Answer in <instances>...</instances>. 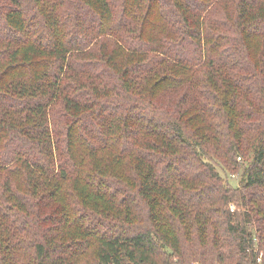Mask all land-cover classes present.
<instances>
[{
    "label": "trees",
    "instance_id": "1",
    "mask_svg": "<svg viewBox=\"0 0 264 264\" xmlns=\"http://www.w3.org/2000/svg\"><path fill=\"white\" fill-rule=\"evenodd\" d=\"M196 263L264 264V0H0V264Z\"/></svg>",
    "mask_w": 264,
    "mask_h": 264
},
{
    "label": "rangeland",
    "instance_id": "2",
    "mask_svg": "<svg viewBox=\"0 0 264 264\" xmlns=\"http://www.w3.org/2000/svg\"><path fill=\"white\" fill-rule=\"evenodd\" d=\"M220 174L225 178V173L224 172H221V170H220ZM238 179H239V177L238 178L237 177H234V178H230L229 181H230V183H231L232 186L236 187L237 184H238V182H239ZM230 210L232 212L236 211L237 210V206L234 203H231L230 204Z\"/></svg>",
    "mask_w": 264,
    "mask_h": 264
},
{
    "label": "built area",
    "instance_id": "3",
    "mask_svg": "<svg viewBox=\"0 0 264 264\" xmlns=\"http://www.w3.org/2000/svg\"><path fill=\"white\" fill-rule=\"evenodd\" d=\"M196 264H198V263H196Z\"/></svg>",
    "mask_w": 264,
    "mask_h": 264
}]
</instances>
